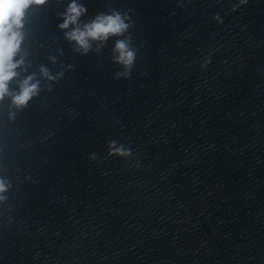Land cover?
Masks as SVG:
<instances>
[{
	"label": "water",
	"instance_id": "95a60500",
	"mask_svg": "<svg viewBox=\"0 0 264 264\" xmlns=\"http://www.w3.org/2000/svg\"><path fill=\"white\" fill-rule=\"evenodd\" d=\"M82 2L132 10L136 64L115 79V38L75 53L69 0L30 11L29 71L74 69L15 121L0 104V264H264V0Z\"/></svg>",
	"mask_w": 264,
	"mask_h": 264
},
{
	"label": "clouds",
	"instance_id": "9594fccd",
	"mask_svg": "<svg viewBox=\"0 0 264 264\" xmlns=\"http://www.w3.org/2000/svg\"><path fill=\"white\" fill-rule=\"evenodd\" d=\"M46 3L48 0H0V104L6 99L10 101V121H15L17 113L23 112L42 92H52L53 84L64 77L65 68L74 69V66L69 64L53 73L50 68L41 65L38 72L29 71L31 62L24 49L27 38L26 24L33 7L38 8ZM247 3L248 0H238V3L232 5V11ZM129 12L109 9L84 20L88 13L87 6L82 0H69L66 9L60 13L62 22L58 27L63 31L65 40L74 46L73 51L83 56L92 52L100 54L108 41L115 38L111 55L113 63L121 68L115 73V79H129L138 53L132 43L130 30L134 27V21ZM214 19L221 24L224 22L219 13ZM50 60L53 64L56 63V57H50ZM210 63L209 55L202 66L206 67ZM107 147L109 156L124 158L133 155L130 147L116 140L109 141ZM91 158L96 159V154L92 153ZM8 172L7 169H0V205L8 202V194L13 188V181Z\"/></svg>",
	"mask_w": 264,
	"mask_h": 264
}]
</instances>
